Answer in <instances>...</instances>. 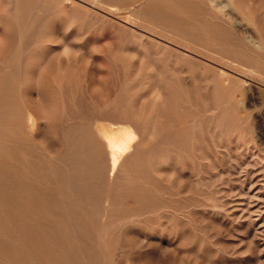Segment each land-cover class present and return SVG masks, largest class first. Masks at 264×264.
I'll return each mask as SVG.
<instances>
[{"label":"rangeland","instance_id":"obj_1","mask_svg":"<svg viewBox=\"0 0 264 264\" xmlns=\"http://www.w3.org/2000/svg\"><path fill=\"white\" fill-rule=\"evenodd\" d=\"M21 1L0 0L2 22L0 25V77L13 76L16 82V103L20 108H31L45 118L42 135L49 143L58 147L61 154L59 159L64 156L73 162L83 157V163L77 166L72 165L83 173L79 171L80 173L75 172L74 176H66L68 180L74 178L79 185L77 188L79 191H71L70 185L66 190L68 196L71 191L81 201L79 205L68 204L71 214L81 213V224L79 229L75 230L78 232L76 236L80 237H76L77 247H79L76 255L66 258L67 263L54 261V264H264V189L262 188L264 184L262 183L264 181V143H262L264 141V90L256 85L258 79L264 80V62L262 64L249 54L237 49H256L262 44L259 37L264 30V0H217L218 4L224 6L221 19L212 17V13H209L203 1L194 0L196 5L191 9L192 14L195 17L197 15L198 24L201 20H206L217 30V38L218 35L221 36L218 38L219 48L231 46L230 50L234 51L236 48L233 53L243 55L244 59L241 62H230L232 63L230 66H250L253 71L249 77L242 74H238L240 77L234 76L238 80H243L241 78L243 77L246 81H242L243 88L240 84L234 86L235 92L229 96L230 98L228 97V100L233 102L228 101L225 109L219 111L212 109L221 99L216 89L205 92L202 84L208 77L213 76L210 71L203 69L205 65L196 60L182 58L189 64L190 69L189 74H183V76L178 73V67H173L175 56H177L175 52L166 51L163 58L159 57L163 62H169L172 74H174L173 71L176 73L175 79H190L194 84L191 98L187 96L184 89H179L181 99L178 114L180 121H183L182 126H187L186 129L182 127V130L187 132V136L184 137L183 143L181 142L182 151H179L177 155L174 153L169 155L170 159L177 164L175 172L168 164L164 163L165 166L157 164L167 158L164 147L161 145L165 138L159 135V131L150 138L151 147L154 146L157 159L154 157L155 160L150 161L149 158L146 160L148 137L145 135L144 144L138 153V156L142 158L141 161L144 162V170L140 175L142 181L131 179L125 182L128 189H124L129 193L119 197L109 213V217L112 216L113 225L104 235V240H107L108 236L113 239L106 247H102V240L97 239L99 235L97 237L96 225L101 220L95 216L98 207L97 198L106 193V190L93 181L89 164L86 163L89 154L84 149V144L87 143L88 132H79L78 136L70 142H66L64 137L67 132L79 129L82 115H89L108 101L109 90L105 87L104 79L107 77L106 68L110 64L118 70L115 74L117 81L124 76L122 64H132L128 73L136 89L131 92V103L136 118H140L141 115L138 113L141 109H146L149 104L150 86L154 81L150 80L151 72H146V48H135L136 52L133 47L121 48V50L117 48L118 44L127 42L129 38L117 35L109 24L99 23L96 19V15H100L99 12L94 11L96 15H93L90 13L92 10L88 9L89 15L85 17L82 12L77 11V17L73 21L75 23H71L68 15L59 10L61 0H26L23 4L20 3ZM113 1L95 0V6L103 12L107 10L116 12L119 9ZM155 1L157 5L160 4L158 3L160 0ZM174 1L185 2V0ZM160 9L155 7L153 11ZM21 20H24L22 25ZM224 22L231 25L234 31L239 32L243 43L237 41L233 32L229 31L231 29L225 28L227 26ZM54 27L61 30L55 31ZM41 32L47 35L42 38L41 44L35 45V40ZM96 38L99 41L97 46L93 43ZM62 39L65 41V48ZM65 49L71 52L82 50L85 60L78 63L80 69L78 77H70V80L62 83L64 92L62 95L66 104L63 108L60 95L55 90L54 75L50 70L56 63V57ZM93 53L100 68H97L98 72L90 89L87 87L88 72L94 67L88 57ZM105 55L111 56L112 60L105 62ZM13 56L18 65L17 72L15 71L14 74L9 69ZM25 68L32 69V76L25 75ZM143 81H146L144 85L146 90L139 93L137 86ZM148 81H151L149 85L146 84ZM246 87L251 90L250 94L253 96L249 94L247 105L242 97V91ZM73 97L74 101L71 100ZM240 108H246L247 114ZM141 117L146 123V114ZM209 120L212 123L209 124ZM160 121L161 118L155 119L158 130ZM31 142L27 143V153L52 160L50 148L44 142ZM78 146H82L81 150ZM261 146H263L262 149ZM143 153L145 157H142ZM84 160H86L85 163ZM154 165L156 170L152 171ZM51 166L52 164L47 165L43 172L50 173ZM138 181H141L140 184ZM107 191L110 192L109 189ZM113 192L116 190H111V194ZM248 198L251 199L248 200ZM254 211H258L259 215L252 217L250 221L248 215ZM26 240V244L23 243L22 248L19 247L20 253L23 254H21L20 264H36L32 262L36 257L34 238ZM0 244L3 245V249L14 245L9 238L5 239L1 234ZM37 246L43 250L51 248L45 240L37 243Z\"/></svg>","mask_w":264,"mask_h":264},{"label":"bare ground","instance_id":"obj_2","mask_svg":"<svg viewBox=\"0 0 264 264\" xmlns=\"http://www.w3.org/2000/svg\"><path fill=\"white\" fill-rule=\"evenodd\" d=\"M25 1L26 0H22L20 3L23 4ZM114 1L119 9L116 12L112 10H104L105 12H103L98 6L96 8L95 0H61L59 2V10L61 13L65 12V14L68 15L71 23H75L73 21L77 17V11L82 12L85 17L89 15L90 11H88V9L92 10L90 13L93 15H96L95 12H99L100 15H96V19L99 23L109 24L114 28L113 30H115L117 35L129 38L127 42L117 45V48H120V50L121 48L133 47L136 52L135 48H146V72L150 71V80H154L150 86L151 97L148 98L149 104L146 106V109L143 108L138 113L141 116L146 114L145 123L141 116L140 118L142 120L138 117L136 118V114L133 112L134 108L131 103V92L136 89V87L133 86V81L130 80L128 73V71L132 68V64H122L121 68L124 72V76L122 75L123 79H119V81L115 79V74L118 73L117 68H115L113 64L108 65L106 68L107 77L105 79L103 78L104 82H106L105 87L109 90L108 101L102 104L101 107L93 110V112L89 115H82L80 117V125H78L79 129L74 131L72 130L73 132L70 133L67 132L64 137L66 142H70L71 139H75L78 136L79 132H88L87 143L84 144V149L87 150L89 156L87 161L84 160V163L86 161V163L89 164V171L91 176H93V181L96 182L97 185H102L106 190V193L100 197L98 196V207L95 211V216L97 218L99 217L101 220L100 223L96 225V233L97 237L99 235L97 239L100 241L102 240V247L109 246L110 241L113 239L108 236L107 240H104V235L113 225L111 221L112 216L109 217L112 206L116 203L119 197L129 193L124 189L127 188L125 182L130 181L131 179L142 181V176L140 175L144 170V162L141 161L142 158L138 156V153L144 144L145 135L148 137L146 141V145L148 146L146 148V160L147 158H149L150 161L155 160L153 159L154 157L157 159L154 152V146L151 147L152 144L150 143V138L156 135V131H159V135L166 139V141H164L165 139L162 141L161 145L164 147L163 150H165L167 158L157 164H161V166H165L164 163L168 164L176 172L177 164L175 161L173 162L170 159L169 155L170 153L177 155L179 151H182L181 142L184 137L187 136V132L182 130V127L185 128L187 126H182L183 121H180V116L178 114L181 99L179 96V89H184L187 92V96L191 98L194 84L190 79H175L174 74L176 73L173 71L174 74H172V70L169 68V62H163L162 60L166 51L176 53L175 55L177 56H175L176 59L173 63V67H178L177 71L181 75L189 74L190 70L188 67L189 64H187L186 60L182 58H189L192 61L196 60L200 62L203 66L205 65V67H203L205 71H210L213 74L211 78L208 77L209 79L207 78L205 82H202V84L205 92H208L211 89H216L221 98L217 105L212 107L214 110L223 111L228 105V97L235 92L234 86L240 84L242 87V81H246L243 77H241L243 80H238L234 78V76L240 77L239 75L242 74L249 77V74L253 71V68H250V66H230L232 64L230 62H241L244 59L243 55L241 53L240 55L239 53H233L236 48L234 51L230 50L229 47L231 46L228 48H226L227 46H225V48L224 46L219 48L218 38L221 36L219 37L218 35L217 38V30H215L213 26H210L206 20H201V23L198 24L196 18L197 15L195 17L192 14L191 9H193L196 5L194 0H185V2L160 0L158 1V3H160L159 5H157L155 0ZM201 1L204 2L209 13H212V17L221 19L224 6L218 4L217 0ZM155 7H160L161 9L159 11H153ZM124 11L127 12L124 13ZM22 22H24V20H21V25L23 24ZM1 24L2 22L0 20V25ZM224 25L228 27H225L227 30L231 29L229 31L233 32L239 43H243L238 31H234L231 25H228L226 22H224ZM55 28L56 27H54L53 30ZM57 28L55 31L61 30L60 28ZM46 35L41 32L35 40V45L41 44L42 38ZM261 36L259 37V40L262 44L257 46L256 49H237L242 51V53L245 52L249 54L253 59L260 61L263 64L264 30ZM221 40L222 39H219V41ZM222 41H224V39ZM59 42H61V40ZM93 43H95L96 46L99 45L98 38H96V41ZM219 43L221 44V42ZM62 44L65 48V41L63 39ZM96 46L95 48H97ZM94 54L95 53L89 55L88 57L90 63L94 67L88 72L87 87L90 89L93 84V80L97 75V68H100L97 63L96 56H93ZM159 57L162 58L160 59ZM110 59L111 56L105 55V62ZM11 60L9 69L12 71L11 73L14 74L15 71L17 72L18 65L15 62L14 56ZM83 60H85V54L82 53V50L79 52H71L65 49L62 50V52H60V54L56 57V63L50 70L54 75L56 83L55 90H57L60 95V103L63 108L66 107V104L62 95L64 93L62 83L66 80H70V77H78L80 72L78 63ZM25 69V75L32 76V69ZM10 76L3 75L0 77V234L3 235L5 239L9 238L14 245L13 247L9 246L6 249L4 248V250L2 248L3 245H1L3 243L0 244V264H20L22 253H20L19 247L22 248L21 244H26L27 238H34L35 241L33 246L36 248V257L32 260V262H35L36 264H54V261L58 263H61L62 261L67 263L66 258L74 255L79 247H77V231L75 232V230L77 228L79 229L82 219L81 213L75 215L71 214L68 210L69 203L79 205L81 201L77 199L74 195L75 193L71 192L72 190L79 191L77 189L79 187L77 181H75L74 178L68 180V177L66 178V176H74L75 172H82V170L75 169L72 165L74 164L77 166L78 164L83 163V157H80V159L74 160L73 162L71 159L67 160V157L64 156L63 158L61 156L59 159L61 154L60 151H58V147L49 143L42 135L44 127L43 120L45 118L38 115V113L31 110V108H20V106L16 103V82L13 80V76ZM257 81L256 85H258L260 89L264 90V80L258 79ZM145 82L146 81H143L137 86V91L139 93L146 90L144 86ZM149 82L151 81H148L146 84L149 85ZM42 87L44 88V86ZM146 92L148 94V90ZM250 93L251 90L247 87L242 91V97L245 105L249 103L248 99ZM71 100L74 101L75 98L73 97ZM231 101L232 100L229 102ZM240 110L247 114L246 108H240ZM40 114H42V112ZM217 117L219 118V115ZM217 117L216 122H218ZM156 118H161L159 130L155 124ZM194 120L197 121L196 119ZM208 122L209 124L212 123L210 120ZM28 141L44 142L50 148L52 160L49 161L44 158H38L31 153H27ZM262 143H264V141ZM81 147L82 146H78V149L81 150ZM262 147L263 146H261V149ZM144 155L145 154L143 153L142 157ZM157 155L159 156V154ZM51 164L52 170L50 173L46 174V172H43V170L46 169V166ZM156 165L152 167V171L156 170ZM193 169L195 170V168ZM263 182L264 181H262V183ZM69 185L71 187V191L68 196L66 190ZM48 188L49 190H46ZM262 188L264 189V184ZM107 189H109L110 192H108ZM111 190H116V192L111 194ZM247 196L249 197V195ZM251 198H248V200ZM257 199L259 200L258 197ZM257 215H259L258 211H254L253 213L251 212L248 215V219L251 221V218L254 216L258 217ZM77 238L80 237L78 236ZM42 240H45L47 245L51 248L47 250L39 249L37 243L40 241L42 242ZM80 251L82 252L81 249ZM29 252L31 253V251ZM26 254L28 253L26 252Z\"/></svg>","mask_w":264,"mask_h":264}]
</instances>
